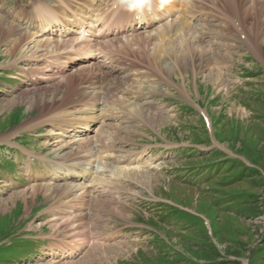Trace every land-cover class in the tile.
<instances>
[{
  "label": "rangeland",
  "instance_id": "1",
  "mask_svg": "<svg viewBox=\"0 0 264 264\" xmlns=\"http://www.w3.org/2000/svg\"><path fill=\"white\" fill-rule=\"evenodd\" d=\"M222 2L192 0L204 17L180 35L112 40L111 64L96 54L64 72L0 11V264H264V98L250 97L264 63L227 30ZM231 5L264 60V0ZM184 11L172 19L190 22ZM92 102L100 115L83 133L66 116ZM58 163L85 171L53 182ZM50 186L85 192L77 203Z\"/></svg>",
  "mask_w": 264,
  "mask_h": 264
},
{
  "label": "bare ground",
  "instance_id": "2",
  "mask_svg": "<svg viewBox=\"0 0 264 264\" xmlns=\"http://www.w3.org/2000/svg\"><path fill=\"white\" fill-rule=\"evenodd\" d=\"M48 0H31V3L29 4L30 8H27L29 9L28 12H23V13H20L23 17H27L28 20H39V24H37V27L39 29H41V33H45L47 31H50V30H53V28L56 26V25H62L63 27H65V23L59 19V15H58V9H61L63 6H64V0H56L58 1V3H55L54 5H52L50 2L48 3L47 2ZM168 1V0H167ZM170 1V0H169ZM195 1V0H193ZM184 2V1H183ZM226 2V8L230 11L233 10V13H234V8L232 7L231 5V0H225ZM185 3L187 4V6L189 5V3H192L190 2L189 0H185ZM196 3V2H195ZM193 4V3H192ZM235 4V3H234ZM171 5V4H170ZM182 5V3H181ZM197 5V4H196ZM195 5V6H196ZM185 6V5H184ZM234 6V5H233ZM238 6V5H237ZM236 6V8H238ZM244 6V5H243ZM241 7V6H240ZM26 8V7H25ZM245 8V7H244ZM185 9V8H184ZM243 9V8H242ZM195 10V9H194ZM238 10V9H237ZM245 10V9H244ZM254 10V9H252ZM240 11V10H239ZM194 13V12H193ZM192 13V14H193ZM240 13V12H239ZM246 13V12H245ZM182 14V13H181ZM242 13H240L241 15ZM249 14V13H248ZM98 15V14H97ZM97 15H95V22H97L98 20L101 21L100 25L101 26H106L108 25L110 22H106L105 19H102L100 16L98 17ZM191 15V14H190ZM239 15V16H240ZM250 15V14H249ZM177 16V15H176ZM248 16V15H247ZM198 20H201V18H199ZM205 20L207 21H212L211 19H208L206 18ZM69 23L72 22V20H68ZM168 22L164 23V25H160V27H157L155 28L154 31L157 32L156 36H153V38L155 40H158V41H161L162 39H166V37H171L173 34H179V33H182L184 32V29L185 27H188L190 28L191 26V22H187L185 21L184 22V18H182L181 16H179L178 18H175L172 19V20H167ZM206 21V22H207ZM32 22V21H31ZM113 22H114V19H113ZM87 24L91 23L90 21H86ZM221 23V22H220ZM71 25V24H70ZM230 26L231 25H228L227 26V30L229 29V32H231L230 30ZM33 27H36V26H33ZM68 28V27H67ZM110 26L106 27L105 29L103 30H99L100 33L97 34V35H101V34H104L106 32L107 29H109ZM232 29L234 27H231ZM244 28V27H243ZM238 29V28H237ZM245 29V28H244ZM3 30V26L2 24L0 23V31L2 32ZM186 30V29H185ZM219 30V29H218ZM38 31V30H37ZM31 32L30 30H28L26 28V30L24 31V35H23V41L24 40H28L30 38L32 39H39L40 42H42V47L44 48V50H46L45 52L48 54V53H58V52H61L64 54L61 55L63 56L62 58L65 60L64 62H62L61 64L67 62L69 59H72L73 56L74 57V61L73 62H76L79 58L81 59H85V58H88L92 55L93 51H95V47L96 46H99V50H100V46H101V50L99 52V54H101L102 56L111 54L110 52H113L112 49H114V45H113V41L112 40H115V42H118L119 44H121V41L122 39H119V38H112V39H102V41L100 40H97L98 38L95 36V34H91L89 37L87 38H82V37H79V36H75V37H69L68 39H62V40H55V39H52V38H47L46 36L45 37H40V35L36 34V32ZM152 31V30H151ZM235 31V30H234ZM148 33L150 31H147ZM145 32V33H147ZM224 32V31H223ZM228 32V31H227ZM245 33V32H244ZM227 34V33H226ZM231 34V33H230ZM149 35V34H148ZM166 35V36H165ZM180 35V34H179ZM7 36V35H6ZM143 36H145L144 34H142L141 36H136V38H142ZM165 36V38H164ZM175 36V35H174ZM20 37V35H19ZM198 39L200 40H197V41H201V38L198 37ZM136 40V39H134ZM195 40V39H194ZM223 40V39H222ZM132 39H126V44H129L131 43ZM147 41L150 42L151 39L150 38H147ZM165 41V40H164ZM38 42V40H37ZM133 42V41H132ZM217 42V41H216ZM200 43V42H199ZM132 44V43H131ZM166 44V43H165ZM161 48L159 50H156L154 52V55L156 54L157 51H161V50H165L163 45H160ZM171 46V45H170ZM193 47V44L191 45ZM191 46H187L186 47V50H191L189 52H192L193 56H194V53H196V50L193 48H191ZM199 45L196 46V48L198 47ZM207 46V45H206ZM226 46V45H225ZM229 46V45H228ZM249 48L251 49V51H253L256 55H259V51L257 52L255 49L253 50V43L250 42L248 44ZM195 47V46H194ZM127 47H124V49H127ZM51 49H54V50H51ZM105 50H107V52H105ZM66 51V52H65ZM70 51L74 52L73 56L70 55ZM187 51V52H188ZM122 53V52H121ZM162 57V56H161ZM160 56H155L154 58V61L157 62V60L159 59H162ZM61 57L60 56H57V58L55 59H51L52 61H56V60H59ZM112 58V56H111ZM199 58V57H198ZM49 59V58H47ZM186 59L188 60V57L183 53L182 56L179 55L178 59L176 60L177 61V64H179V66L181 65H184V62L186 61ZM46 61V60H45ZM153 61V62H154ZM119 62V61H118ZM68 63V62H67ZM159 63L160 60H159ZM80 64V63H78ZM155 64V63H154ZM161 66V65H160ZM75 67V66H74ZM182 67V66H181ZM161 68H159L160 70ZM219 73V72H218ZM72 85V84H70ZM76 87V86H75ZM76 91L72 92L73 88L72 89H69L70 93L72 94V96L74 94L76 95H80L82 96L83 93H79V90L77 88H75ZM86 89V88H85ZM67 90V89H66ZM104 91V90H103ZM102 91V93H103ZM185 91V90H183ZM98 93V92H97ZM95 93V94H92L93 98L95 96H97L98 94ZM70 94V96H71ZM73 98V97H72ZM90 103V102H89ZM107 105L105 104L104 107L102 108L103 111H107ZM101 109V110H102ZM99 112V108L97 105H94V103L92 102L91 104H85L84 108L80 109L79 111H77L76 114L74 113H68L66 117H69L70 119L72 120H75V119H78L79 122L81 124H85L87 125V122H90L91 120H93L94 118H96L97 116L100 115L99 114H96ZM102 113V112H101ZM65 117V118H66ZM62 131L65 132L66 129L65 128H62ZM69 164H62V163H58L57 164V167L59 168L60 170V174H58L56 177H60L61 179L65 178V176L67 174H69V172L71 174H73V176H70L68 179L71 180L72 178H74L75 176H78L80 175V173H83L84 168L81 169V170H78L77 168H75L74 166H68ZM56 167V166H54ZM76 174V175H75ZM75 175V176H74ZM50 190H57V189H61V194L64 195L65 199L68 198L69 196H72V194H74L73 192L72 193H66L65 191V188L63 187H54V186H50L49 187ZM48 188V189H49ZM64 192V193H63ZM85 190H83L82 192H80L79 194L76 193L74 194L73 197H71V199L74 201V202H77L79 203L81 201V198L83 197V194H84ZM60 194V195H61ZM62 195V196H63ZM64 199V198H63ZM71 200V201H72ZM70 204V202L68 203ZM73 204V203H72ZM74 208H76V206H73ZM64 210V209H63ZM62 211V210H61ZM62 216V215H61ZM77 242V241H76ZM78 244V243H77ZM71 245V244H70ZM75 247V245H74ZM72 247V248H74ZM79 245L76 246V248H78ZM72 252H69V255L71 254Z\"/></svg>",
  "mask_w": 264,
  "mask_h": 264
},
{
  "label": "clouds",
  "instance_id": "3",
  "mask_svg": "<svg viewBox=\"0 0 264 264\" xmlns=\"http://www.w3.org/2000/svg\"><path fill=\"white\" fill-rule=\"evenodd\" d=\"M166 0H160V8L164 7ZM150 10V0H116L114 7L121 8L128 12H139L142 13L145 7Z\"/></svg>",
  "mask_w": 264,
  "mask_h": 264
}]
</instances>
